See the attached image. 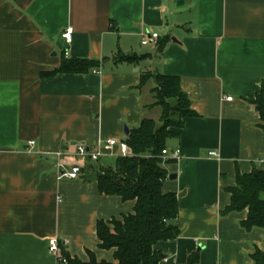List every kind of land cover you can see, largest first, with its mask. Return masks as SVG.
I'll use <instances>...</instances> for the list:
<instances>
[{
	"label": "crops",
	"instance_id": "0c3cea01",
	"mask_svg": "<svg viewBox=\"0 0 264 264\" xmlns=\"http://www.w3.org/2000/svg\"><path fill=\"white\" fill-rule=\"evenodd\" d=\"M73 57L99 65L54 73ZM158 73L179 77L196 113L169 129L178 135L167 148L180 158L166 164L177 177L163 191L178 194L180 235L154 246L160 264H184L195 251L200 264H254L264 228L242 226L247 209L223 210L237 172L264 169L255 104L264 87V0H0V264H58L53 237L69 241L71 258L114 261L98 222L133 213L136 201L101 194L77 147L125 141L126 128L144 118L160 124ZM105 152L106 163L119 147ZM61 161L81 165L79 176L60 178Z\"/></svg>",
	"mask_w": 264,
	"mask_h": 264
},
{
	"label": "trees",
	"instance_id": "16d2710c",
	"mask_svg": "<svg viewBox=\"0 0 264 264\" xmlns=\"http://www.w3.org/2000/svg\"><path fill=\"white\" fill-rule=\"evenodd\" d=\"M160 48L163 50V45ZM119 59L128 61L134 58L122 55ZM98 65V62L89 59L64 58L54 73H84ZM151 76L150 73L144 75L143 82ZM157 80L160 85L153 92L154 105L162 109L160 124L154 119L144 118L139 127L131 129L125 141L132 154L117 156L113 165H95L96 162L89 157L83 164L85 171L95 175L101 194L120 196L124 201H136L133 213L123 215L120 219L98 222L100 245L107 249L114 248L115 259L113 262L100 260L90 252L89 261H82L71 258L63 248L68 264H160L161 252L156 251L154 246L180 235L176 222L179 215L178 194L163 191L165 181L170 178L166 164L174 160L164 159L162 152L167 148L168 139L178 135L169 130L170 127L182 128L184 117L196 113L181 89L179 77L158 73ZM255 104L264 128V87ZM227 190L231 194V203L223 210V214L247 209L248 215L242 221V226L247 230L264 228V169L254 168L247 174L238 171L236 185ZM252 258L254 264H264V251L257 249ZM184 264H200V252L190 254Z\"/></svg>",
	"mask_w": 264,
	"mask_h": 264
},
{
	"label": "built area",
	"instance_id": "2783aa9c",
	"mask_svg": "<svg viewBox=\"0 0 264 264\" xmlns=\"http://www.w3.org/2000/svg\"><path fill=\"white\" fill-rule=\"evenodd\" d=\"M63 37L67 42H70L72 40V28H68L64 33ZM158 38V33H153L150 37H145L142 40L143 44H149L153 40ZM232 98L229 97L227 100H231ZM114 146L119 147V155L120 156H130L132 154V150L128 143L126 141H117L115 139H110L105 142L100 141L98 144V148L94 150H90L86 147V145H79L77 147V154L81 157H89L93 161H97L100 159L101 156H103L106 152V150L110 151ZM60 155V153H59ZM118 155V156H119ZM208 155L210 156H218L219 154L216 151H209ZM162 157L164 159H173L177 160L180 158V149H170L165 148L162 152ZM259 162L261 164H264V159H260ZM59 166V177L63 178H70V179H76L79 174L81 173V165L75 164L71 167H67V164L64 162H60L58 164ZM69 244L68 240H60L59 237H53L49 241V250L51 254L55 255L58 260V264H68V257H66L63 254V248H65Z\"/></svg>",
	"mask_w": 264,
	"mask_h": 264
},
{
	"label": "rangeland",
	"instance_id": "374dc122",
	"mask_svg": "<svg viewBox=\"0 0 264 264\" xmlns=\"http://www.w3.org/2000/svg\"><path fill=\"white\" fill-rule=\"evenodd\" d=\"M155 84H156V86H159V85H160V82H159L157 79H155ZM156 86H155V87H156ZM155 87H154V88H155ZM114 161H115L114 159H112V160L110 159V160H107L106 163H108V164H113ZM95 162H96L95 165H100L101 163L106 164L105 162H102V160H101V161L98 160V161H95Z\"/></svg>",
	"mask_w": 264,
	"mask_h": 264
},
{
	"label": "water",
	"instance_id": "95a60500",
	"mask_svg": "<svg viewBox=\"0 0 264 264\" xmlns=\"http://www.w3.org/2000/svg\"><path fill=\"white\" fill-rule=\"evenodd\" d=\"M126 133H129V130L126 128ZM177 177V175L176 174H172V175H170V179H175ZM183 194H180L179 196H182ZM199 251L201 250V247L198 249ZM161 258H164V256L163 255H161Z\"/></svg>",
	"mask_w": 264,
	"mask_h": 264
}]
</instances>
